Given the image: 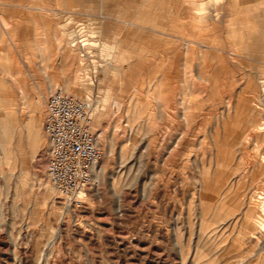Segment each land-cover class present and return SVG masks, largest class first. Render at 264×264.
I'll use <instances>...</instances> for the list:
<instances>
[{
    "label": "rangeland",
    "instance_id": "obj_1",
    "mask_svg": "<svg viewBox=\"0 0 264 264\" xmlns=\"http://www.w3.org/2000/svg\"><path fill=\"white\" fill-rule=\"evenodd\" d=\"M55 87L104 153L79 198ZM0 264H264V0H0Z\"/></svg>",
    "mask_w": 264,
    "mask_h": 264
},
{
    "label": "built area",
    "instance_id": "obj_2",
    "mask_svg": "<svg viewBox=\"0 0 264 264\" xmlns=\"http://www.w3.org/2000/svg\"><path fill=\"white\" fill-rule=\"evenodd\" d=\"M44 132L49 143L45 172L54 188L71 197L93 182V169L102 160L91 101L53 89L46 101Z\"/></svg>",
    "mask_w": 264,
    "mask_h": 264
},
{
    "label": "bare ground",
    "instance_id": "obj_3",
    "mask_svg": "<svg viewBox=\"0 0 264 264\" xmlns=\"http://www.w3.org/2000/svg\"><path fill=\"white\" fill-rule=\"evenodd\" d=\"M56 88V87H55ZM54 88V89H55ZM73 96V95H72ZM76 97V96H75ZM78 98H80V97H78ZM45 133V132H44ZM46 135V134H45ZM97 144L99 145V143H98V139H97ZM100 146V145H99ZM95 171V170H94ZM86 190L87 189H84V190H81V191H79V192H77V194H76V196H77V198H79L80 197V194H82V193H86Z\"/></svg>",
    "mask_w": 264,
    "mask_h": 264
}]
</instances>
